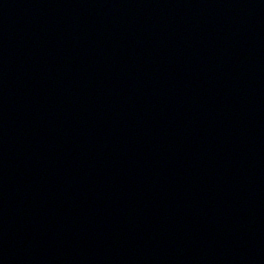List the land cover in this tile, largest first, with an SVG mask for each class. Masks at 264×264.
<instances>
[{
  "label": "water",
  "instance_id": "obj_1",
  "mask_svg": "<svg viewBox=\"0 0 264 264\" xmlns=\"http://www.w3.org/2000/svg\"><path fill=\"white\" fill-rule=\"evenodd\" d=\"M0 264H264V0H0Z\"/></svg>",
  "mask_w": 264,
  "mask_h": 264
}]
</instances>
